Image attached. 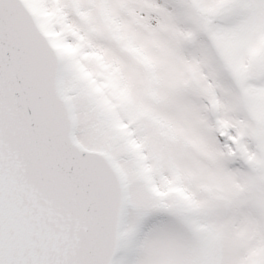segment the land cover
I'll list each match as a JSON object with an SVG mask.
<instances>
[{
    "label": "snow or ice",
    "instance_id": "1",
    "mask_svg": "<svg viewBox=\"0 0 264 264\" xmlns=\"http://www.w3.org/2000/svg\"><path fill=\"white\" fill-rule=\"evenodd\" d=\"M0 264H264V0H0Z\"/></svg>",
    "mask_w": 264,
    "mask_h": 264
}]
</instances>
